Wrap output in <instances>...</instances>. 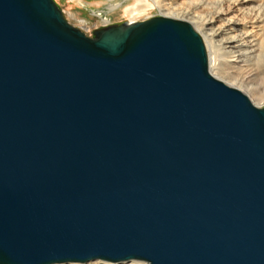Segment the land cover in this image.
Masks as SVG:
<instances>
[{
    "label": "water",
    "instance_id": "obj_1",
    "mask_svg": "<svg viewBox=\"0 0 264 264\" xmlns=\"http://www.w3.org/2000/svg\"><path fill=\"white\" fill-rule=\"evenodd\" d=\"M93 261L264 264V107L189 22L0 0V264Z\"/></svg>",
    "mask_w": 264,
    "mask_h": 264
},
{
    "label": "bare ground",
    "instance_id": "obj_2",
    "mask_svg": "<svg viewBox=\"0 0 264 264\" xmlns=\"http://www.w3.org/2000/svg\"><path fill=\"white\" fill-rule=\"evenodd\" d=\"M54 1L57 5L60 4V0ZM252 3H258V0H136L120 13L116 10L122 7V0H70L67 5L71 6L70 9L79 6L88 12L107 8L115 16L123 14V18L127 19L123 23L127 24L142 22V16L153 9L160 10L162 17L191 23L206 44L211 74L222 81L229 80L230 83L224 82L243 91L255 105H258L264 101V91L253 82L236 76L226 66L236 53L240 54V60L253 66V60L259 59L264 49L259 40V36L264 35V10L260 6L246 10L245 8ZM104 21L109 23L108 19ZM90 263L111 264L104 261ZM125 264L145 263L131 261Z\"/></svg>",
    "mask_w": 264,
    "mask_h": 264
},
{
    "label": "rangeland",
    "instance_id": "obj_3",
    "mask_svg": "<svg viewBox=\"0 0 264 264\" xmlns=\"http://www.w3.org/2000/svg\"><path fill=\"white\" fill-rule=\"evenodd\" d=\"M69 1L70 0H60V4L58 5V7L63 12L66 20L74 27L85 32L88 37L92 38L94 31L98 29L105 28L113 24H120V23L127 21L126 18H123L124 17L123 14L118 15L119 17L117 15L115 16L114 13L110 12L107 8H99L96 10V12H93V11L88 12V10H84L83 8L79 6H74L70 9L71 6L67 5ZM135 1L132 0L130 2H126L122 0L123 5L122 7H119L116 10V12H119V13L124 12V10H126L128 7L133 5ZM258 6H260L261 9L264 10V0H258V3H252L251 6L245 9L246 10L254 9L255 7H258ZM155 17H161L160 10H157V9L150 10L149 13L143 15L141 19L144 21V20L155 18ZM104 19H108L109 23H105ZM259 40L262 42L261 47L263 46L264 48V35H260ZM236 56L230 61H228L229 63H226V66L231 70L232 73L234 72L233 74H235L236 76L241 77L242 79L248 80L251 83L253 82V84L259 87L261 91H264V72H263L264 71V49L262 53H260L259 59L253 60L252 64L255 67L251 66L248 63H244L243 60H240L239 59L240 54L236 53ZM224 81H226L227 83H230L229 80L225 79ZM257 106L264 107V101L259 102Z\"/></svg>",
    "mask_w": 264,
    "mask_h": 264
}]
</instances>
